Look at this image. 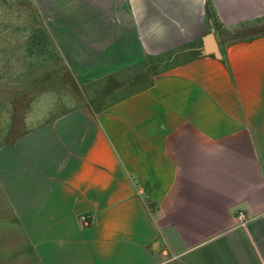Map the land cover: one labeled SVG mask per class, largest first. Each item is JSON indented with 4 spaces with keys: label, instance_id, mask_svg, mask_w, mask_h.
Instances as JSON below:
<instances>
[{
    "label": "crops",
    "instance_id": "1",
    "mask_svg": "<svg viewBox=\"0 0 264 264\" xmlns=\"http://www.w3.org/2000/svg\"><path fill=\"white\" fill-rule=\"evenodd\" d=\"M27 2V99L0 121V264H264V0Z\"/></svg>",
    "mask_w": 264,
    "mask_h": 264
},
{
    "label": "rangeland",
    "instance_id": "2",
    "mask_svg": "<svg viewBox=\"0 0 264 264\" xmlns=\"http://www.w3.org/2000/svg\"><path fill=\"white\" fill-rule=\"evenodd\" d=\"M35 18L31 16L27 0H0V121L8 116V107L12 103H17L23 109L27 96L25 89L27 88L30 75H15L17 73H27L30 69L28 59V48L22 46L23 40L27 39L29 33L16 31L13 26L23 27L25 29L32 23ZM247 25L238 28V31L220 33L218 42H223V37L232 38L241 34L252 33L244 31ZM22 29V28H21ZM16 40V41H15ZM212 40V37H207ZM19 41V42H18ZM177 60L176 54L170 53L164 56L152 58L145 65L134 68L131 75L121 77L122 80H130L131 82L122 88L120 94H125L144 88L149 85L152 78L159 73L167 72L170 66ZM3 110V111H2Z\"/></svg>",
    "mask_w": 264,
    "mask_h": 264
},
{
    "label": "water",
    "instance_id": "3",
    "mask_svg": "<svg viewBox=\"0 0 264 264\" xmlns=\"http://www.w3.org/2000/svg\"><path fill=\"white\" fill-rule=\"evenodd\" d=\"M206 45H207V47H208L207 49L209 51H213V52L216 51L215 45H214V43L211 40H207L206 41Z\"/></svg>",
    "mask_w": 264,
    "mask_h": 264
},
{
    "label": "built area",
    "instance_id": "4",
    "mask_svg": "<svg viewBox=\"0 0 264 264\" xmlns=\"http://www.w3.org/2000/svg\"><path fill=\"white\" fill-rule=\"evenodd\" d=\"M239 218L242 219L243 216H242V215H239ZM81 219H82V222H83L84 225H89V223H90L89 221H87V220H86L85 218H83V217H81Z\"/></svg>",
    "mask_w": 264,
    "mask_h": 264
},
{
    "label": "trees",
    "instance_id": "5",
    "mask_svg": "<svg viewBox=\"0 0 264 264\" xmlns=\"http://www.w3.org/2000/svg\"><path fill=\"white\" fill-rule=\"evenodd\" d=\"M27 4H28V2H27Z\"/></svg>",
    "mask_w": 264,
    "mask_h": 264
}]
</instances>
